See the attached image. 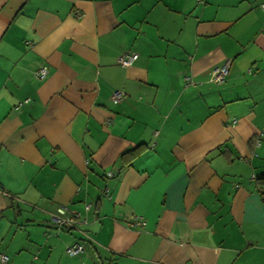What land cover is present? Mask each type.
I'll return each mask as SVG.
<instances>
[{"label":"crops","instance_id":"crops-1","mask_svg":"<svg viewBox=\"0 0 264 264\" xmlns=\"http://www.w3.org/2000/svg\"><path fill=\"white\" fill-rule=\"evenodd\" d=\"M262 3L0 0L6 264H264Z\"/></svg>","mask_w":264,"mask_h":264},{"label":"built area","instance_id":"built-area-1","mask_svg":"<svg viewBox=\"0 0 264 264\" xmlns=\"http://www.w3.org/2000/svg\"><path fill=\"white\" fill-rule=\"evenodd\" d=\"M261 9L264 10V3L260 5ZM138 58V55L134 52H127L122 54L118 59L117 63L121 67H130ZM230 69V62H225L223 65L218 66L212 69L209 73V81L214 85H220L225 78L227 77ZM48 75V68L46 65L40 66L34 73V77L37 81L44 80ZM184 81L186 85L191 84L189 77H184ZM125 94L116 90L111 95V101L113 104H118L123 98ZM107 178H111L113 175L111 173H107ZM103 195L105 197L109 196V189L107 187L103 190ZM90 205H86L85 209L88 210ZM50 222L52 228L55 230H65V229H73L79 231V226L85 224V220L81 217V213L77 211H73L66 206H62L56 209V212L51 214ZM142 224V223H139ZM81 232L85 238H88V235L85 232ZM65 253L69 257H76L84 253V245L81 242L74 243L65 248ZM8 262V257L5 254H0V263L6 264Z\"/></svg>","mask_w":264,"mask_h":264},{"label":"trees","instance_id":"trees-1","mask_svg":"<svg viewBox=\"0 0 264 264\" xmlns=\"http://www.w3.org/2000/svg\"><path fill=\"white\" fill-rule=\"evenodd\" d=\"M133 154H136V153H133ZM257 183L261 184V185H264V175H261L259 178H257Z\"/></svg>","mask_w":264,"mask_h":264}]
</instances>
